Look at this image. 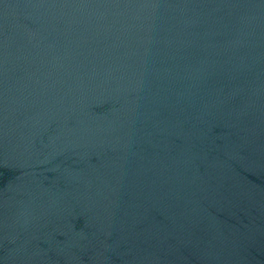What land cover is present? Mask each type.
Wrapping results in <instances>:
<instances>
[{
    "label": "water",
    "instance_id": "95a60500",
    "mask_svg": "<svg viewBox=\"0 0 264 264\" xmlns=\"http://www.w3.org/2000/svg\"><path fill=\"white\" fill-rule=\"evenodd\" d=\"M0 264H264V0H0Z\"/></svg>",
    "mask_w": 264,
    "mask_h": 264
}]
</instances>
